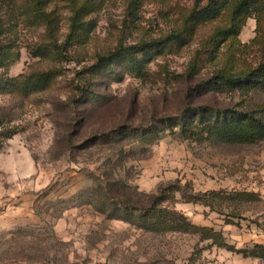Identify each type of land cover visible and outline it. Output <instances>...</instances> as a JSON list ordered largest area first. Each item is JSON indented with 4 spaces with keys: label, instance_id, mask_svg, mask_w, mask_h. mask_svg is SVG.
Returning <instances> with one entry per match:
<instances>
[{
    "label": "rangeland",
    "instance_id": "rangeland-1",
    "mask_svg": "<svg viewBox=\"0 0 264 264\" xmlns=\"http://www.w3.org/2000/svg\"><path fill=\"white\" fill-rule=\"evenodd\" d=\"M85 2L93 9L85 18L94 27L91 39L65 52L51 88L0 95L18 127L12 138L0 136V264H264V140L188 139L179 123L167 126L168 117L201 104L264 117V90H216L207 84L216 64L204 58L195 77L187 74L215 25L168 48L146 78L115 80L123 66L97 77L85 72L119 43L165 38L193 0H0L1 38L16 36L21 55L9 75L55 65L31 53L50 29L33 17L35 9L53 13L64 40L72 9ZM258 33L264 24L258 28L253 15L238 37L248 46L239 57L244 64L262 57L252 43ZM91 91L97 100L88 102ZM160 192L163 206L220 232L225 246L193 233L150 232L141 220L103 212Z\"/></svg>",
    "mask_w": 264,
    "mask_h": 264
},
{
    "label": "trees",
    "instance_id": "trees-1",
    "mask_svg": "<svg viewBox=\"0 0 264 264\" xmlns=\"http://www.w3.org/2000/svg\"><path fill=\"white\" fill-rule=\"evenodd\" d=\"M42 3L44 0H37V5ZM72 10L69 32L64 40L56 35L52 12L48 13L40 8L33 12L34 18L45 19L50 28L45 40L34 44L30 49L34 57L55 64L44 70H32L15 77L9 75L10 67L21 56L18 38L16 36L1 38L3 34L0 33V95L28 97L51 88L61 75V70L56 65L63 61L65 52L86 45L94 29L92 22L85 20L93 10L91 4L85 2L81 7ZM253 15L257 18L258 28H261L264 24V0H193L192 5L180 15L176 29L165 38L140 41L131 46L119 43L114 50L98 55L85 72L97 77L115 69V66H123L124 69L116 74L115 80H121L126 74L146 78L150 74L148 66L155 58L164 54L168 48L185 46L197 36L201 27L213 24L215 26L209 36L200 40L199 53L203 57L198 56L195 59L187 74L195 77L199 73L198 63L204 58L216 64L211 77L207 80V84L216 90L239 89L243 94H248L252 89L264 90V33L262 36L258 33L252 41L262 49L260 61L256 65H251L244 64L239 58L248 46H242L238 37L247 19ZM231 48L235 53L227 54V50ZM238 51H240L239 55ZM97 96L91 91V94L87 95L88 102L93 101ZM261 112L264 113V110ZM9 114L8 108L0 107V136L3 139L12 138L18 132V127L10 124L12 119ZM167 121V126L171 128L179 123L182 133L188 139H208L239 144L264 140V117H255L248 112H234L230 108L203 104L190 106L180 117H168ZM199 124L203 125V129L198 133L196 130H199ZM149 134L156 133L145 130L141 132L143 136ZM117 190L124 192L119 186ZM184 197L187 198V195L184 194ZM165 200V192H160L138 200L122 201L119 206H113V210L103 212L110 217L122 218L134 224L137 220H141L140 227L150 232L193 233L198 234L203 240L211 238L220 246H225L220 232L194 224L186 215L175 209H167L163 206Z\"/></svg>",
    "mask_w": 264,
    "mask_h": 264
}]
</instances>
